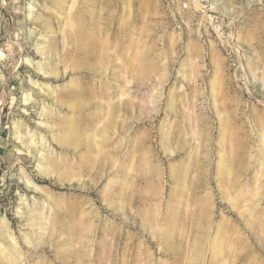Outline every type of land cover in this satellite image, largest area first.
Listing matches in <instances>:
<instances>
[{"label":"rangeland","instance_id":"obj_1","mask_svg":"<svg viewBox=\"0 0 264 264\" xmlns=\"http://www.w3.org/2000/svg\"><path fill=\"white\" fill-rule=\"evenodd\" d=\"M0 264H264V0H0Z\"/></svg>","mask_w":264,"mask_h":264},{"label":"bare ground","instance_id":"obj_2","mask_svg":"<svg viewBox=\"0 0 264 264\" xmlns=\"http://www.w3.org/2000/svg\"><path fill=\"white\" fill-rule=\"evenodd\" d=\"M17 127V126H16ZM18 134V133H17ZM48 161V160H47Z\"/></svg>","mask_w":264,"mask_h":264}]
</instances>
